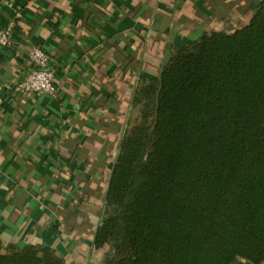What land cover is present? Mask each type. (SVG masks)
<instances>
[{
	"label": "trees",
	"instance_id": "obj_1",
	"mask_svg": "<svg viewBox=\"0 0 264 264\" xmlns=\"http://www.w3.org/2000/svg\"><path fill=\"white\" fill-rule=\"evenodd\" d=\"M251 6L244 25L167 43L157 76L139 73L101 151L116 155L99 264L264 263V0ZM0 264L69 263L0 239Z\"/></svg>",
	"mask_w": 264,
	"mask_h": 264
},
{
	"label": "crops",
	"instance_id": "obj_2",
	"mask_svg": "<svg viewBox=\"0 0 264 264\" xmlns=\"http://www.w3.org/2000/svg\"><path fill=\"white\" fill-rule=\"evenodd\" d=\"M254 1L0 0V31L11 26L14 41L0 51V239L99 264L93 240L116 155L101 151L120 139L139 73L157 76L167 43L244 25ZM32 46L51 57L56 100L14 87Z\"/></svg>",
	"mask_w": 264,
	"mask_h": 264
},
{
	"label": "built area",
	"instance_id": "obj_3",
	"mask_svg": "<svg viewBox=\"0 0 264 264\" xmlns=\"http://www.w3.org/2000/svg\"><path fill=\"white\" fill-rule=\"evenodd\" d=\"M11 34V26L0 31V51L13 46ZM27 58L30 69L17 82L15 89L22 93L44 95L51 100H56L59 89L55 81V70L51 66L50 55L41 48L32 46Z\"/></svg>",
	"mask_w": 264,
	"mask_h": 264
}]
</instances>
